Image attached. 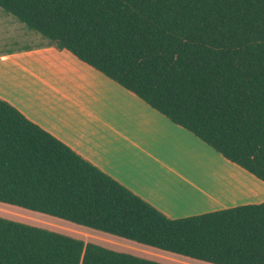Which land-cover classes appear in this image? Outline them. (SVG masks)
Here are the masks:
<instances>
[{
  "label": "trees",
  "instance_id": "trees-1",
  "mask_svg": "<svg viewBox=\"0 0 264 264\" xmlns=\"http://www.w3.org/2000/svg\"><path fill=\"white\" fill-rule=\"evenodd\" d=\"M264 183V0H0ZM0 203L210 264H264V202L170 219L0 99ZM0 264H163L0 217Z\"/></svg>",
  "mask_w": 264,
  "mask_h": 264
},
{
  "label": "crops",
  "instance_id": "crops-1",
  "mask_svg": "<svg viewBox=\"0 0 264 264\" xmlns=\"http://www.w3.org/2000/svg\"><path fill=\"white\" fill-rule=\"evenodd\" d=\"M35 53L42 54L39 57L41 62L56 61L64 65L66 71H76L80 72L79 74L83 72L91 82L97 83L106 91L108 97L111 96L125 107L116 109L113 105L104 103L94 106L89 104V101L85 104H78L71 100V108L63 109L58 102L70 99L68 94L73 92L64 87V81H52L47 78V75L37 74L36 77L31 69L21 64V56ZM0 60L4 62L1 68L6 78L11 80L20 91L33 95L32 99L28 98L25 103L23 100L20 102L10 94L0 91V99L17 108L30 121L66 144L83 159L142 200L157 208L166 217L183 218L180 216L186 215L184 213H195L208 207L210 202H217L221 199L216 190L203 189L199 186L194 177V170H189L188 166L186 168L185 162L179 168L171 166L177 156L175 150L179 148V144L183 143L192 147L199 146L205 159L215 156L223 160L220 154L185 129L172 124L133 93L77 60L69 52L58 50L50 44L41 48H27V51L23 52L0 54ZM24 73L35 80L38 79L39 83L31 85ZM45 87L49 88V94L43 89ZM42 105L53 106L64 111L83 112L92 119L89 122L92 123V127L88 129L89 133L71 132L69 128L49 118V114L52 116H57V114L44 111ZM116 112H125V115ZM185 144H183L185 153L189 154L193 149ZM166 185L171 192L180 193L188 200L181 206L171 205L173 208L163 203L164 200L173 201L172 198L161 199L159 197L160 193L165 191L162 188ZM199 213L203 212H197Z\"/></svg>",
  "mask_w": 264,
  "mask_h": 264
},
{
  "label": "rangeland",
  "instance_id": "rangeland-1",
  "mask_svg": "<svg viewBox=\"0 0 264 264\" xmlns=\"http://www.w3.org/2000/svg\"><path fill=\"white\" fill-rule=\"evenodd\" d=\"M49 45L50 42L48 40L44 39L38 33L28 29L14 17L7 15L0 8V54L23 52L27 51V48H41ZM41 55L42 54L40 53L24 55L21 56L22 60L20 62L31 69L36 74V77L37 74L42 76L47 75V78L52 81H64V87H66L67 90H72L73 92L72 94H68L70 99H63V101L58 102L63 109L71 108V100L76 101L78 104H85L89 101V104L94 106L104 103L107 105H113L116 109L125 107L124 105L116 102L111 96L108 97V95H106V91L99 87L97 83L91 82L83 72L79 74L80 72L77 73L76 71H66L64 65H61L56 61L49 63L41 62L39 60ZM2 63L4 62H0V91L2 93L10 94L20 102L23 100L26 103L28 98L32 99L31 97L33 95H29L22 90L20 91L11 80L6 78L7 76L4 75V71L1 68V65H3ZM25 75L26 74L24 73V76ZM25 77L31 85L39 83L38 79L35 80L33 77H29L28 75ZM43 89L49 94V88L45 87ZM74 96H76V98H74ZM42 107L44 108V111L55 112L57 116L49 114L48 117L58 124L69 128V130L73 133L81 134L83 131L85 133H89L88 129L92 127V123H89L92 121L91 117L84 115V113L79 110L73 112L64 111L47 105H42ZM77 112L80 113L76 114ZM116 113L125 115V112ZM183 144H179V148L175 150L177 156L174 159V163H171V166L173 165L175 168L178 166L179 168V166L181 167V165L185 162L186 168L188 166L189 170H194V177L197 179L199 186L203 189L216 190L217 193H219V196H221V199L217 202H210L208 207L200 209L195 213H184L186 215H181L180 217L198 215L197 212L207 213L240 205L259 204L264 202L263 182L235 164L230 163L226 159L220 160L215 156L205 159L199 146L192 147L191 145L185 144L187 147L193 149L189 154H186ZM206 150L211 152L209 149ZM162 189L165 191L160 193L159 197L161 199L164 197L167 199H173V201L164 200L163 203L168 206H181L188 200L186 196H182L180 193L171 192L167 185ZM0 217L64 234L81 240L84 243L97 244L111 250L128 253L163 264H210L152 248L150 246L139 244L137 242L126 240L107 233L98 232L59 218L26 210L10 204L0 203Z\"/></svg>",
  "mask_w": 264,
  "mask_h": 264
}]
</instances>
